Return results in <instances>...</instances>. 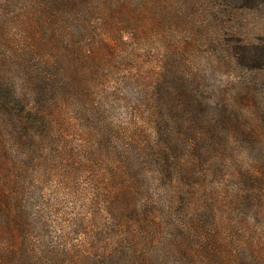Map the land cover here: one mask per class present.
Listing matches in <instances>:
<instances>
[{"label":"trees","instance_id":"1","mask_svg":"<svg viewBox=\"0 0 264 264\" xmlns=\"http://www.w3.org/2000/svg\"><path fill=\"white\" fill-rule=\"evenodd\" d=\"M263 12L0 0V264H240L264 228Z\"/></svg>","mask_w":264,"mask_h":264},{"label":"rangeland","instance_id":"2","mask_svg":"<svg viewBox=\"0 0 264 264\" xmlns=\"http://www.w3.org/2000/svg\"><path fill=\"white\" fill-rule=\"evenodd\" d=\"M243 31V36H245V38H247V40L249 42H261L262 38L264 37V12L262 14H255V18H252V15L248 17L247 21H246V26ZM246 30V31H245ZM220 55H213L211 52L210 53H203L202 54V58L201 61L203 62V71H206L207 75L211 74L213 77V72L208 71L209 67L208 66V62L207 60H214L216 64V66H221L220 65ZM230 73H234V71L231 70V68H228L227 66L223 65L221 68H216L215 70V80H211V84H219L221 86H225V87H229L230 84ZM233 76H238V74H235ZM263 85L259 84L258 88H259V93L262 94L263 92ZM121 110H117V115L120 116ZM244 220V215L243 213H238V225H239V232L240 230H242L243 228V221ZM258 223H262L261 222V218L259 217H255V222H253V224L251 225L252 228V233L250 235H247L245 238H243V240H241V242H239V247H241V250H243V248L247 247L248 248V254L247 256L244 255L242 261L240 262V264H264V260H259L256 261L255 260V256L259 257L261 252H263L262 247L260 248H249L250 247V243L251 242H262L263 241L261 239H264V228H259L258 227ZM46 232L50 231L47 227L43 228ZM250 229V228H249ZM250 231V230H249ZM48 234V233H47ZM42 234L41 237H46V239H50V234L47 235ZM37 236V235H36ZM49 236V237H48ZM35 239H37L35 237ZM243 252V251H242Z\"/></svg>","mask_w":264,"mask_h":264}]
</instances>
